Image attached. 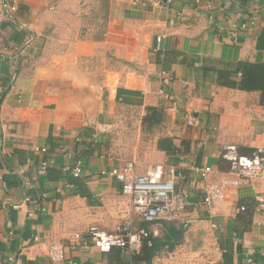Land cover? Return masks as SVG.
<instances>
[{"label":"crops","instance_id":"crops-1","mask_svg":"<svg viewBox=\"0 0 264 264\" xmlns=\"http://www.w3.org/2000/svg\"><path fill=\"white\" fill-rule=\"evenodd\" d=\"M112 2L98 41L62 0H0V264H54L48 249L58 244L67 246L61 264H128L89 236L127 220L132 235L167 243L151 264H264V177L203 201L207 184L235 179L224 149L264 150L260 93L226 84L239 80L240 63H264V0ZM151 108L162 118L150 125ZM130 114L139 130L127 154L116 134ZM143 128L152 132L142 137ZM165 138L174 153L159 150ZM128 161L137 175L165 167L184 203L175 221L145 222L102 174ZM203 167L213 170L207 180L194 171Z\"/></svg>","mask_w":264,"mask_h":264},{"label":"built area","instance_id":"built-area-1","mask_svg":"<svg viewBox=\"0 0 264 264\" xmlns=\"http://www.w3.org/2000/svg\"><path fill=\"white\" fill-rule=\"evenodd\" d=\"M172 2L173 0H168L169 4ZM12 10L15 11L16 6L12 7ZM242 28L246 29L247 25H243ZM188 123L193 124L192 116H188ZM46 151V149H42V152ZM221 157L229 163L230 174L235 179L224 183L207 184L204 189L203 201L208 206L223 201L226 198L228 186L237 187L241 185L243 180H255L264 177L263 149L255 150L249 155H243L240 154L236 146H230L224 149ZM47 167L48 163L44 162L38 171V175L46 173ZM194 171L201 179L207 180L213 170L211 167H203L195 168ZM81 173V167H77L73 171L76 178H79ZM102 174L113 177L122 184L123 194L132 200L134 213L142 217L145 222L151 224L158 221L173 222L183 209V198L177 193L176 183L166 173L163 165H156L148 169L144 175H137L136 162L128 161L122 167ZM189 222L186 223L189 224ZM131 223L130 220H127L111 232L97 228L91 229L89 236L94 247L101 252H109L113 248H119L129 255L140 253L143 240L147 239L149 234L142 231L139 235H132ZM79 238L81 235L76 236V239ZM48 254L54 264H61L66 261L67 246L65 244L52 245L48 249ZM11 261L16 263L13 259Z\"/></svg>","mask_w":264,"mask_h":264},{"label":"rangeland","instance_id":"rangeland-1","mask_svg":"<svg viewBox=\"0 0 264 264\" xmlns=\"http://www.w3.org/2000/svg\"><path fill=\"white\" fill-rule=\"evenodd\" d=\"M62 1L64 2V5H67L66 10L72 12L73 14L72 21L77 27L83 29H85L87 26L91 27L94 31L93 32L94 38L98 41L104 37V34L106 33V30L108 28V24L110 20H112L110 15L116 9V6L112 2V0H62ZM65 26L71 27L70 16L68 17V20H64L63 27ZM68 39L70 38L67 36L61 37V41H66ZM108 61L110 62V65H112L116 63L117 60L112 55L108 57ZM129 116L131 117L130 122L126 123L125 128L120 130V133L116 134L117 137L120 136V138L122 139L121 140L122 146H116V147H119L121 151H124L127 154H131V152L134 151L131 145L133 140L136 139V137L138 136V130H139L137 129L138 128L137 123L139 122L138 115L130 114ZM136 120L137 122H135ZM151 132L152 131L143 128L141 135L143 137L150 134ZM140 156H144V154L143 155L140 154ZM126 160H130V159H126Z\"/></svg>","mask_w":264,"mask_h":264},{"label":"trees","instance_id":"trees-1","mask_svg":"<svg viewBox=\"0 0 264 264\" xmlns=\"http://www.w3.org/2000/svg\"><path fill=\"white\" fill-rule=\"evenodd\" d=\"M237 73L241 76L238 81H230L226 82L229 87L238 89L241 91L247 92H259L260 93V103L264 106V63H240L238 65ZM224 76V74H221ZM161 113L156 108L149 109V114L146 116L144 123H149L150 125L153 123H157L161 120ZM158 148L161 151L167 153H174L176 151V147L173 144L171 139H160L158 142ZM166 223V222H164ZM171 234L173 232V228H169ZM165 246L167 243H157V239L153 237L151 234L147 239L143 240L142 250L139 254L129 255L125 251H122L119 248H113L109 252L112 254V259L115 261L124 260L128 264H139V261L145 259L147 264H151L152 258L157 252L159 246ZM110 254V255H111Z\"/></svg>","mask_w":264,"mask_h":264}]
</instances>
